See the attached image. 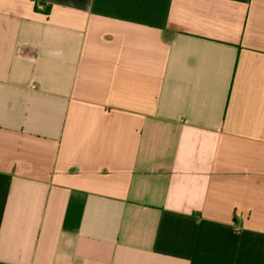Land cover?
Here are the masks:
<instances>
[{
	"label": "crops",
	"instance_id": "crops-1",
	"mask_svg": "<svg viewBox=\"0 0 264 264\" xmlns=\"http://www.w3.org/2000/svg\"><path fill=\"white\" fill-rule=\"evenodd\" d=\"M0 264H264V0H0Z\"/></svg>",
	"mask_w": 264,
	"mask_h": 264
}]
</instances>
